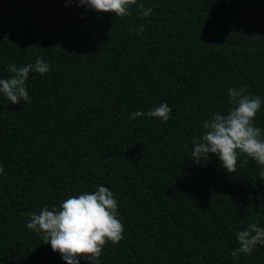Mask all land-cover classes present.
Instances as JSON below:
<instances>
[{
  "label": "trees",
  "instance_id": "1",
  "mask_svg": "<svg viewBox=\"0 0 264 264\" xmlns=\"http://www.w3.org/2000/svg\"><path fill=\"white\" fill-rule=\"evenodd\" d=\"M130 12L0 0V78L12 62L50 65L29 73L30 103L0 93V264H66L25 213L98 185L126 229L99 264H264V246L230 255L237 231L264 227L260 166L191 160L203 122L232 107L230 87L264 101V0H137ZM164 102L167 122L130 118ZM254 124L264 130V103Z\"/></svg>",
  "mask_w": 264,
  "mask_h": 264
},
{
  "label": "clouds",
  "instance_id": "2",
  "mask_svg": "<svg viewBox=\"0 0 264 264\" xmlns=\"http://www.w3.org/2000/svg\"><path fill=\"white\" fill-rule=\"evenodd\" d=\"M72 3L123 18L131 15L130 9L137 5V0H65L66 6ZM137 10L141 19L152 13L151 8L145 9L143 5H138ZM143 31L141 26L137 36ZM49 70L50 65L40 57L36 58L35 64L26 66L9 63L8 72L12 75L0 78V93L11 104L30 103L26 85L29 73L44 75ZM228 97L232 107L227 113H214L211 119L203 122L205 131L192 142L191 160L196 164L206 163L209 154H214L221 166L232 174L237 171L238 158L246 156L260 166L259 176L264 180V130L254 124L264 101L259 96L246 93L244 88L230 87ZM171 113L172 109L164 102L147 113L134 112L130 118L147 115L167 122ZM3 173L4 168L0 165V174ZM25 215L30 217L27 228L42 236L45 244H50L53 252L59 253L66 264H80L81 258L99 264L106 243L119 244L126 231L118 218V201L113 191L103 185H98L92 192L69 196L58 207L52 206L51 210L44 205L38 213ZM235 236L238 247L230 251L233 258L241 254L250 255L257 245L264 246V227L258 220L237 231Z\"/></svg>",
  "mask_w": 264,
  "mask_h": 264
}]
</instances>
